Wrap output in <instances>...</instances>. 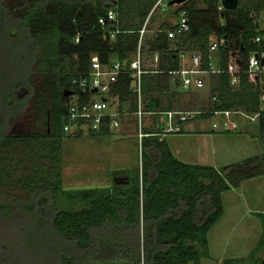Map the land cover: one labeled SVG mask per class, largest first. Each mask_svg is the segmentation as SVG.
Here are the masks:
<instances>
[{
	"label": "trees",
	"instance_id": "1",
	"mask_svg": "<svg viewBox=\"0 0 264 264\" xmlns=\"http://www.w3.org/2000/svg\"><path fill=\"white\" fill-rule=\"evenodd\" d=\"M156 2L27 0L21 13L12 17L0 0V220L11 219L18 210L28 223L21 248L12 251L0 237V264H200L203 258H211L208 235L224 213L223 193L264 174V153L216 168L179 160L165 137L156 134L142 140L140 169L115 171L127 176V183L64 188L62 141L82 135L64 130L65 90L74 88L73 78L87 74L93 54L102 63L126 60L128 71L112 92L119 97L120 109L134 111L137 102L129 63L139 31ZM219 4L220 0H186L175 10L157 8L150 15L143 45L150 69L142 75L146 109L192 110L183 108L181 97L200 90L178 88L171 72L191 66L194 54L201 57V69L208 71L204 77L208 105L193 108L208 109L200 118L212 119L214 110L253 114L261 109L264 73L250 74L246 66L251 53L264 44V40L252 42L257 35L264 37L259 22L264 0H240L235 10H220ZM110 10L116 18L101 25L99 19ZM181 10L187 12L189 28L170 38L168 31L177 29ZM220 37H226L227 43L211 51ZM40 51L41 58L34 64ZM211 60L218 72L210 71ZM34 67L44 73L36 98L42 129L9 134L11 122L34 97ZM232 67L237 69L234 74L229 71ZM196 101L192 98L186 104ZM250 125L264 141V117ZM111 133L103 128L92 134ZM257 214L264 235V213ZM263 246L261 238L249 258L261 263L254 253ZM247 259L230 258L222 264Z\"/></svg>",
	"mask_w": 264,
	"mask_h": 264
},
{
	"label": "rangeland",
	"instance_id": "2",
	"mask_svg": "<svg viewBox=\"0 0 264 264\" xmlns=\"http://www.w3.org/2000/svg\"><path fill=\"white\" fill-rule=\"evenodd\" d=\"M4 1L7 12L13 17L21 13V7L27 0ZM167 16L156 21L153 27L156 28ZM259 22L261 28H264V10L260 13ZM41 55V51L37 52L34 64L39 62ZM7 57L9 58L8 54ZM188 57V55L185 56L187 60ZM10 64L12 61H9ZM32 75L36 87L34 97L28 101L25 110L18 118L11 122L8 129L9 134L27 135L42 129L36 113V98L40 94L37 89L40 88L44 73L41 69L34 67ZM192 98L197 100L196 104L194 105L193 102L190 105L186 104ZM181 99L185 102L183 108H198L208 105L209 93L204 87L194 92L193 96L189 93L183 94ZM166 119L164 115L165 122ZM202 120L204 121H199V119L192 121L212 125L211 118ZM189 122L191 121L187 123ZM135 123L136 119L132 114L124 115L120 126L116 127L111 134H82L64 138L61 154L64 188L106 187L112 185L115 177L119 176L115 175V171L140 169L141 146ZM241 126V130L249 133L256 132L249 123L243 122ZM150 129L156 130L158 127L153 126ZM170 134L172 133H167V135ZM260 136L262 134L255 133V144L250 149L252 155H257L259 152L264 153V141ZM17 192V194L21 193V191ZM225 198L227 205L224 206V213L208 235L212 248L210 249L211 258H203L200 264H222L226 259L237 257L248 258L240 264H264V246L254 253L261 263L249 258L251 251L258 245L260 239L264 238L261 221L257 214L264 213V189H231ZM23 217H25L24 214L16 210L11 219L0 220V237L10 244L12 251L18 247L21 248L20 241L25 238L28 223ZM23 226H25L24 230ZM24 253L23 250L22 257ZM23 262L27 263L26 260Z\"/></svg>",
	"mask_w": 264,
	"mask_h": 264
},
{
	"label": "built area",
	"instance_id": "3",
	"mask_svg": "<svg viewBox=\"0 0 264 264\" xmlns=\"http://www.w3.org/2000/svg\"><path fill=\"white\" fill-rule=\"evenodd\" d=\"M168 1V2H167ZM171 0H157L151 13L147 17L145 23L139 31V40L137 48L133 53V58L129 63L130 74L132 76L131 91L134 95L137 106L134 111L120 109L119 97L114 95L112 88L118 82L120 76L127 73L126 60H115L112 63H102L98 54H93L90 57V66L86 75L73 78L75 84L71 89V94L67 99V124L64 126L66 133L75 131L82 134H92L100 132L103 128H108L111 131L120 126L121 119L124 115H133L136 119L135 127L138 135L140 146L144 137L158 134L160 138H164L167 133H175L181 131L183 124L194 119H201L199 115L208 111L207 108H199L192 110H148L145 108L144 92L142 85V75L150 69L147 68L144 61L143 45L144 38L148 31L147 24L150 15L157 8L164 10H175L181 4L170 5ZM220 10H224V6L219 4ZM116 18L114 11L110 10L107 17L103 16L99 19L101 25H105L108 20ZM178 27L176 30H169L168 36L173 38L177 32L187 30L189 28L188 16L185 10H181L177 19ZM115 35L111 33V37ZM264 37L257 35L252 39L254 43H263ZM80 41L79 36L75 39ZM227 43L226 37H220L215 40L211 46V51L217 50L220 46ZM257 55V56H256ZM264 44L259 51L252 52L248 58L246 71L253 75L264 73ZM155 61H158L156 56ZM211 72H218V68L214 61L209 63ZM230 73L234 74L237 69L231 68ZM207 70L201 69V57L192 55L191 66H182L181 69L171 72L172 81L176 86L184 91L200 90L205 84V74ZM233 83L236 82V76L233 75ZM93 89H97L96 92ZM263 101L261 109L253 114L246 113L239 109L229 110H214L212 118V129L218 131H231L242 128L243 122L252 124L258 122L264 117V94L261 97ZM167 117L166 122L163 116ZM158 116V117H156ZM154 126L161 128L159 132H147L145 129H150Z\"/></svg>",
	"mask_w": 264,
	"mask_h": 264
},
{
	"label": "crops",
	"instance_id": "4",
	"mask_svg": "<svg viewBox=\"0 0 264 264\" xmlns=\"http://www.w3.org/2000/svg\"><path fill=\"white\" fill-rule=\"evenodd\" d=\"M199 121L204 120L201 118ZM193 122L184 123L181 132L164 135L173 154L179 160L222 168L228 164L254 156L251 154L250 149L255 144V133L246 132L241 130L242 128L231 131H218L213 130L210 123L206 125ZM259 154H262V152H259ZM232 189H264V174L245 179L241 181L238 187ZM228 192L223 193L225 207L227 205L225 197ZM210 249H212L211 246Z\"/></svg>",
	"mask_w": 264,
	"mask_h": 264
},
{
	"label": "water",
	"instance_id": "5",
	"mask_svg": "<svg viewBox=\"0 0 264 264\" xmlns=\"http://www.w3.org/2000/svg\"><path fill=\"white\" fill-rule=\"evenodd\" d=\"M186 0H171L169 2L170 5L173 4H181L183 2H185ZM221 4L224 6L225 9L227 10H235L239 7V3L240 0H220ZM257 56V55H256ZM264 62V59H263ZM94 92L97 91V89H93ZM71 90H65V95L68 96L69 94H71ZM73 134H75V131H73ZM128 177L127 176H117L115 177V182L116 183H127Z\"/></svg>",
	"mask_w": 264,
	"mask_h": 264
}]
</instances>
